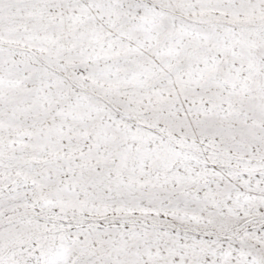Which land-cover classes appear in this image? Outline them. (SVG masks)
<instances>
[{"label": "snow or ice", "instance_id": "1", "mask_svg": "<svg viewBox=\"0 0 264 264\" xmlns=\"http://www.w3.org/2000/svg\"><path fill=\"white\" fill-rule=\"evenodd\" d=\"M0 264H264V0H0Z\"/></svg>", "mask_w": 264, "mask_h": 264}]
</instances>
